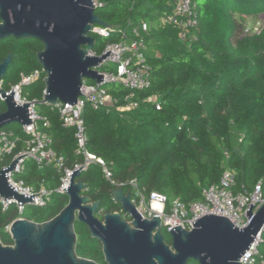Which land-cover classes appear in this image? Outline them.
<instances>
[{
  "label": "trees",
  "instance_id": "trees-1",
  "mask_svg": "<svg viewBox=\"0 0 264 264\" xmlns=\"http://www.w3.org/2000/svg\"><path fill=\"white\" fill-rule=\"evenodd\" d=\"M95 13L112 28L109 36L93 33L92 52L100 54L106 44L131 38L132 27L148 24L146 58L151 67V85L136 91L137 106L119 111L115 106L94 109L86 103L82 111L87 149L103 159L111 170L104 177L102 166L90 163L80 173L86 188L82 194L100 204L95 215L119 212L129 220L111 190L115 183L135 180L146 193L160 192L185 204L203 199L201 190L216 185L225 170L233 173V191L251 192L260 183L264 197V24L258 31L246 30L242 17L264 15V0H192L197 25L185 41L169 21L176 0H99ZM239 16V18L237 17ZM41 42L9 36L0 39V62L8 54L11 62L1 86L16 84L20 74L41 69L36 54ZM108 68V66H103ZM39 79L22 88V95L35 99L39 125L51 138L52 149L72 167L83 157L77 153L75 128L63 125L50 104L40 102L45 88ZM88 83H93L87 80ZM123 105L130 90L119 82L104 85ZM159 104V108H156ZM5 103L0 101V113ZM43 122H47L44 126ZM22 137L21 125L9 124ZM26 185L55 189L59 172L52 165L27 159L18 175ZM127 194L128 184L120 186ZM66 194L54 192L45 207L28 206L22 217L37 223L52 219L67 204ZM18 217L15 206H0V242L12 245L6 227ZM75 252L81 258L106 264L100 242L87 226L75 221ZM164 241L171 244L162 229ZM257 245V260L264 261V229ZM187 264H199L191 259Z\"/></svg>",
  "mask_w": 264,
  "mask_h": 264
},
{
  "label": "water",
  "instance_id": "water-1",
  "mask_svg": "<svg viewBox=\"0 0 264 264\" xmlns=\"http://www.w3.org/2000/svg\"><path fill=\"white\" fill-rule=\"evenodd\" d=\"M95 9L93 0H0V39L30 38L43 45L36 54L46 73L40 102L75 104L83 79L102 81L104 74H99L97 68L107 51L93 54L92 34L94 26L108 25ZM10 62V54L0 62V96L5 103L0 129L12 123L30 124L27 108L35 102L17 105L12 91L5 95L1 81ZM17 159L0 170V196L22 205L33 201L34 195H19L7 182V171L14 168ZM85 164L70 173L65 189L67 204L52 219L37 223L19 218L11 222L13 244L0 242V264H98L76 254V220L100 242L106 264H187L191 259L199 264H241V254L262 233L264 205L254 213L252 203L247 207L248 223L243 228L235 227L224 216L206 214L191 222L190 230L178 226L170 231L171 244H167L160 218H142L130 201V193L124 194L121 188L111 193L130 219H123L119 212L104 213L99 219L95 213L100 202L82 194L86 185L79 179V170Z\"/></svg>",
  "mask_w": 264,
  "mask_h": 264
},
{
  "label": "built area",
  "instance_id": "built-area-1",
  "mask_svg": "<svg viewBox=\"0 0 264 264\" xmlns=\"http://www.w3.org/2000/svg\"><path fill=\"white\" fill-rule=\"evenodd\" d=\"M93 5L95 8L103 6L99 0H93ZM195 6V2L192 0H176L173 4V11L169 15V21L178 27V38L181 41H185L189 35V31L197 25ZM93 31L95 34L101 36H109L112 28L96 25L93 27ZM147 31V22L141 21L132 27L131 38H124L118 42L108 43L100 54H96L101 55L107 51V57L97 68L99 74H104L103 79L100 83H88L87 79H83L81 95L75 104L70 105L59 101L50 104L52 108L58 111L64 126L75 128V153L81 155L83 160L76 162L72 167L65 165L63 157L57 155L52 149L50 136L41 129L39 125V120L41 119L35 111L38 101L28 99L22 95V88L39 79L44 70L36 68L28 74H20L19 81L12 85L10 89L4 90L2 88L6 96L12 91V100L17 105L35 101L29 103L27 108L31 123L21 126L25 137L15 134L12 130L0 129V170L7 168L19 156L25 155L19 157L16 160L14 168L7 171V182L15 193L22 196L34 195V198L33 201L24 202L20 205L17 203L18 200L11 198L4 200V197L0 196L2 211L14 205L18 214L16 219H19L23 218L22 214L27 206L45 207L51 200L54 192L66 194L67 190L65 189L70 173L84 163L86 164L79 170L80 173L86 170L90 163H98L102 166L104 177L108 180L111 179V170L105 165L103 159L90 152L86 147L82 111L86 103H89L94 109L115 106L119 111H128L137 106V102L132 100L134 93L146 89L151 85V67L147 62L145 53L146 42L144 35L147 34ZM108 63H113L115 66L113 68L103 67ZM112 82H119L130 90V94L125 96L123 105L116 106V100L104 87L105 84ZM0 101L4 102L1 96ZM155 106L159 108V104ZM43 125L46 126L47 122H43ZM27 159H33L40 165L52 164L59 172V185L53 190L47 189L45 186L34 188L26 185L18 178V175L23 172ZM111 182L116 185V188L128 184L131 195L130 201L135 206L137 212L144 219L159 217L162 229L167 233L178 226L190 230L192 228L191 222L206 214L224 216L235 227L243 228L248 223L246 216L247 207L254 203L252 207L255 213L264 205L260 183H257L251 192L233 191V173L229 170L223 172L218 184L202 188V200L192 201L189 204H185L177 197L169 200L166 195L157 191L146 193L138 188L135 180H130L127 183H115L112 180ZM9 226L6 227L8 232ZM263 229L264 226L262 227V231ZM260 236L257 235L251 246L241 254L239 259L241 264H264V261L258 262L257 260V245L260 242Z\"/></svg>",
  "mask_w": 264,
  "mask_h": 264
},
{
  "label": "rangeland",
  "instance_id": "rangeland-1",
  "mask_svg": "<svg viewBox=\"0 0 264 264\" xmlns=\"http://www.w3.org/2000/svg\"><path fill=\"white\" fill-rule=\"evenodd\" d=\"M237 17L239 18V16ZM242 19H243V24L246 30L258 31L259 28L264 24V15H259V16H254V17H251V16L242 17ZM106 66H108L109 68H113L115 65L113 63H108L106 64Z\"/></svg>",
  "mask_w": 264,
  "mask_h": 264
}]
</instances>
